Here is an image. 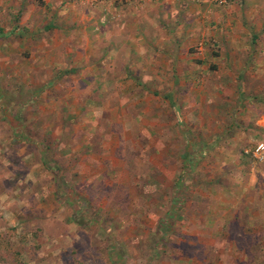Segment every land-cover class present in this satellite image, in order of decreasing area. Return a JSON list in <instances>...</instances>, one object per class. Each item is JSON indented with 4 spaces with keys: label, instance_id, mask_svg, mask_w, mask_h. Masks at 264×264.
<instances>
[{
    "label": "rangeland",
    "instance_id": "1",
    "mask_svg": "<svg viewBox=\"0 0 264 264\" xmlns=\"http://www.w3.org/2000/svg\"><path fill=\"white\" fill-rule=\"evenodd\" d=\"M252 21L248 45L232 28L207 49L111 26L77 65L75 35L26 49L0 30V264H264Z\"/></svg>",
    "mask_w": 264,
    "mask_h": 264
},
{
    "label": "crops",
    "instance_id": "2",
    "mask_svg": "<svg viewBox=\"0 0 264 264\" xmlns=\"http://www.w3.org/2000/svg\"><path fill=\"white\" fill-rule=\"evenodd\" d=\"M245 1L244 8L235 2L229 9L222 10L213 0H74L76 5L70 4V0H0V30L5 35L17 37V43L26 49H35V42L40 43V48L49 50L67 49L70 36L75 35L82 46L76 49L78 53L73 65L78 64L84 51L91 50L93 54L101 34L111 41V26L116 27L122 36L129 29L134 35L143 34L145 38L139 37L138 40L145 42L151 43L153 35L157 43L185 42L181 45L183 49L194 46L207 49L208 44H217L214 37L208 38L210 33L220 38L234 28L239 33H232L234 35H228L226 39L234 37L232 41L243 40L248 45V41L254 38L251 31L255 30L256 21H252L253 18H264V0ZM84 2L87 4L85 10L73 9H81ZM114 18L118 21H111ZM6 22L4 27L2 23ZM255 32L263 34L264 26ZM87 54L86 63L91 56L89 52Z\"/></svg>",
    "mask_w": 264,
    "mask_h": 264
},
{
    "label": "built area",
    "instance_id": "3",
    "mask_svg": "<svg viewBox=\"0 0 264 264\" xmlns=\"http://www.w3.org/2000/svg\"><path fill=\"white\" fill-rule=\"evenodd\" d=\"M219 6H224L227 0H213ZM250 155L256 161L261 162L264 159V143H259L251 152Z\"/></svg>",
    "mask_w": 264,
    "mask_h": 264
},
{
    "label": "trees",
    "instance_id": "4",
    "mask_svg": "<svg viewBox=\"0 0 264 264\" xmlns=\"http://www.w3.org/2000/svg\"><path fill=\"white\" fill-rule=\"evenodd\" d=\"M1 241H5V240H1ZM6 248L7 247L5 246L4 249ZM10 250L14 251V248H10ZM23 255H24L23 253L19 254V253L13 252L12 254H10L9 260H11L12 264H23L24 261L21 258V256Z\"/></svg>",
    "mask_w": 264,
    "mask_h": 264
}]
</instances>
